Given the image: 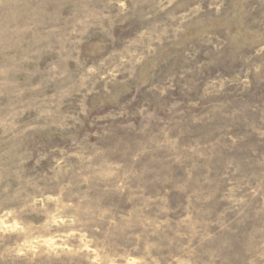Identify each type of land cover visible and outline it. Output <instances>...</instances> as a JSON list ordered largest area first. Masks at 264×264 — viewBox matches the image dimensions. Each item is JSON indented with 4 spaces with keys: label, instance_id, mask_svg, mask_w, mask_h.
I'll use <instances>...</instances> for the list:
<instances>
[{
    "label": "rangeland",
    "instance_id": "obj_1",
    "mask_svg": "<svg viewBox=\"0 0 264 264\" xmlns=\"http://www.w3.org/2000/svg\"><path fill=\"white\" fill-rule=\"evenodd\" d=\"M0 264H264V0H0Z\"/></svg>",
    "mask_w": 264,
    "mask_h": 264
}]
</instances>
